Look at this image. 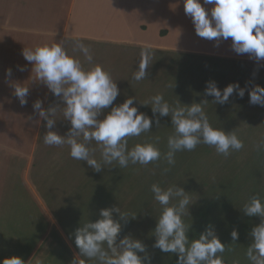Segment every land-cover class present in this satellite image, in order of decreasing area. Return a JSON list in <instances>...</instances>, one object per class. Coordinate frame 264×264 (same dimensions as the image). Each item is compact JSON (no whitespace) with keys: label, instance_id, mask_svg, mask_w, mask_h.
<instances>
[{"label":"clouds","instance_id":"obj_1","mask_svg":"<svg viewBox=\"0 0 264 264\" xmlns=\"http://www.w3.org/2000/svg\"><path fill=\"white\" fill-rule=\"evenodd\" d=\"M184 11L191 17L199 37L214 41L231 38L232 48L237 54H248L257 61L264 60V0H203V4L201 0H184ZM67 43V40L45 43L35 48H24L22 52L25 60L33 64L34 79L43 82L62 102V106L52 105L47 109L40 99L33 103L38 117L46 121L47 131L43 136L46 145H67L71 158L86 161L97 172L113 166L121 169L130 164L146 166L163 158L169 166L162 169L163 173L175 165L177 152L192 151L199 144L214 147L216 153L225 158L244 147L236 131L226 132L210 123L205 112L207 99L191 104L181 103L178 99L172 105L162 93H158L151 97L150 102L139 101L142 105H151L153 117L138 110L134 103L136 97L133 96L114 105L120 89L111 73L99 63L85 66L80 56L92 64L93 54L81 40L72 41L71 51L66 47ZM153 51L150 45L142 48L132 79L139 82L148 77L146 70L152 64ZM7 74L11 75L10 69ZM234 92L243 98L245 88L236 82L221 91L215 81H209L205 89V95L214 97L212 101L215 104L227 103ZM28 93V86L15 84L14 94L22 106L27 104ZM249 98L251 104L264 106V87H252ZM109 106H112L111 110L100 119ZM58 112H62V118L70 122L65 135L53 130L59 119ZM157 114L160 117L170 116L174 128V132L167 137V151L163 157L158 146L159 136L129 148L128 138L152 131L153 118L157 127L160 125ZM93 141L99 148V159L94 155L96 149L91 147ZM256 147L258 151H264V138ZM150 191L162 208L152 233L155 236L154 248L177 254V264H226L223 255L226 244L221 242L213 226L206 227L198 238L189 239L190 225L185 223L184 217L190 215L189 206L193 201L183 187L175 184L162 188L159 183H153ZM241 211L246 216L261 218V222L249 233L251 243L245 256L249 264H264V198L259 194L251 196ZM113 213H118L120 219H114ZM99 217L95 222L88 221L75 230L74 240L79 253L73 264H87L91 260H95L96 264H150L147 247L140 239L129 234L118 240L122 227L120 220L127 217L135 219L136 214L129 215L120 207H109L101 209ZM238 236L239 232L234 228L232 241L236 242ZM0 264H25V261L13 255L0 261ZM232 264H240L239 259H233Z\"/></svg>","mask_w":264,"mask_h":264},{"label":"rangeland","instance_id":"obj_2","mask_svg":"<svg viewBox=\"0 0 264 264\" xmlns=\"http://www.w3.org/2000/svg\"><path fill=\"white\" fill-rule=\"evenodd\" d=\"M212 49L214 48H172L162 55L155 53L151 66L146 70L148 77L139 82L131 76L128 83H125L129 71L124 66L115 69L119 74L112 78L117 82L120 80L121 86L114 105L133 96L136 97L134 103L138 110L153 117L151 105H142L139 101L150 102L151 97L158 93H162L172 105L178 99L184 104L199 103L207 99L205 112L210 123L226 132L236 131L244 147L225 158L217 154L214 147L199 144L192 151L177 152L176 163L170 166L167 173L162 171L169 167L163 158L146 166L130 164L122 169L113 166L97 172L86 161L71 158L68 146L43 149L41 192L43 198L54 201L50 206L55 210L53 212L60 214L64 210L73 211L74 216L67 224H63L64 217L59 218L69 240L72 236L74 240V232L82 224L98 220L100 210L109 208L110 201L111 207H120L121 211L129 215L136 214L135 219L127 217L120 220L122 227L118 240L131 234L146 245L151 258L150 264H177V254L164 253L153 247L155 236L152 233L162 208L154 200L150 188L153 183H159L162 188L178 184L188 192L193 201L189 206L190 215L184 217L185 223L190 225L189 239L198 238L211 225L221 242L226 244L223 254L226 264H232L233 259H239L240 264H249L245 256L248 244L247 238L242 236L244 232L237 229L239 236L236 242L232 241L231 232L234 228L249 224L243 219L248 216L241 211L249 198L257 194L264 198V151H258L256 147L264 138V106L249 102V90L255 85L264 87V63L250 56L222 59L203 52ZM209 81H215L221 91L228 84L238 82L240 87L245 88V94L241 98L234 92L227 103L215 104L212 101L214 97L205 95ZM157 117L160 125L157 127L153 118L152 131L128 138L129 148L136 143L150 142L153 137L159 136L158 146L163 157V153L167 151V137L174 132V128L171 126L170 116L160 117L157 114ZM91 147L96 149L94 155L99 159V148L94 141ZM18 181H21L20 178ZM22 190H19V195L24 198ZM14 198L11 194V199ZM45 209L43 207L44 212ZM76 210L82 211V214L77 216ZM113 218L120 219V216L113 213ZM240 222L242 225L238 226ZM48 227L49 224L43 221V235ZM70 241L75 245V240ZM77 255L75 253L74 258ZM73 261L66 245L57 239L55 233H51L41 250L32 257L30 264H73ZM87 264H96V261H87Z\"/></svg>","mask_w":264,"mask_h":264},{"label":"crops","instance_id":"obj_3","mask_svg":"<svg viewBox=\"0 0 264 264\" xmlns=\"http://www.w3.org/2000/svg\"><path fill=\"white\" fill-rule=\"evenodd\" d=\"M77 39L89 46L93 54L92 64L80 56L86 67L99 63L113 76L119 74L115 69L124 66L129 71L125 83L137 70L145 45L152 47L153 54L161 55L172 48L211 47L214 49L203 51L211 57L249 56L237 54L231 38L214 41L199 37L191 17L185 14L184 0H0V261L17 255L30 264L51 233L66 245L73 259L79 253L70 241L74 242L73 236L68 235V239L59 220L64 217L63 224H67L73 211L64 210L62 215L53 212L50 206L54 201L43 198L40 185L43 149L50 146L43 142L46 121L38 117L33 103L40 99L47 109L62 106V102L43 82L34 79L33 64L22 55L24 48L63 40L68 41L66 47L71 51L72 41ZM9 69L11 75L7 74ZM17 83L29 87L26 105L22 106L14 94ZM117 84L121 86L120 80ZM107 112L105 109L99 118ZM57 117L53 130L67 134L70 122L62 118V112ZM80 210L75 211L77 216L82 214ZM243 219L249 224L236 229L244 232L242 236L249 246V233L261 218ZM43 221L49 224L44 235Z\"/></svg>","mask_w":264,"mask_h":264}]
</instances>
